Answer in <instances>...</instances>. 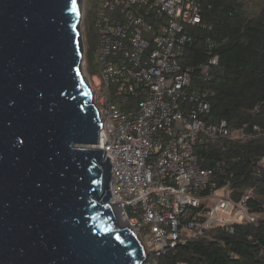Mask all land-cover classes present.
<instances>
[{"label": "water", "instance_id": "95a60500", "mask_svg": "<svg viewBox=\"0 0 264 264\" xmlns=\"http://www.w3.org/2000/svg\"><path fill=\"white\" fill-rule=\"evenodd\" d=\"M80 0H0V264H145L109 202Z\"/></svg>", "mask_w": 264, "mask_h": 264}, {"label": "built area", "instance_id": "2783aa9c", "mask_svg": "<svg viewBox=\"0 0 264 264\" xmlns=\"http://www.w3.org/2000/svg\"><path fill=\"white\" fill-rule=\"evenodd\" d=\"M98 5L100 76L94 87L89 83L101 129L93 146L109 157V202L144 243L145 264H166L160 257L208 229L256 222L260 213L247 205L254 187L232 198L197 152L205 143L220 147L260 133L256 126L230 130L225 120L205 119L208 91L194 83H205L219 62L214 42L204 43L211 53L207 60L182 64L185 48L194 42L188 28L202 23L198 2L98 0ZM258 165L264 167V157Z\"/></svg>", "mask_w": 264, "mask_h": 264}, {"label": "trees", "instance_id": "16d2710c", "mask_svg": "<svg viewBox=\"0 0 264 264\" xmlns=\"http://www.w3.org/2000/svg\"><path fill=\"white\" fill-rule=\"evenodd\" d=\"M92 1V0H90ZM87 1V2H90ZM202 23L188 32L194 42L185 48L184 66H195L211 55L204 46L214 42L219 62L209 69L205 83L210 112L207 121L225 120L230 130L259 127L256 138L205 143L197 148L204 164L215 169L218 184H227L232 198H239L252 186L249 210L260 213L254 222L214 227L202 235L178 244L160 257L166 264H264V0H196ZM98 4V0L93 1ZM85 64L88 74L95 60L96 34L87 6ZM250 131V130H249ZM263 136V137H262ZM219 161L220 163H214Z\"/></svg>", "mask_w": 264, "mask_h": 264}, {"label": "rangeland", "instance_id": "374dc122", "mask_svg": "<svg viewBox=\"0 0 264 264\" xmlns=\"http://www.w3.org/2000/svg\"><path fill=\"white\" fill-rule=\"evenodd\" d=\"M93 1L94 0H92L90 2H86V1L84 2V0H80L81 18H82V20H81V35H82V41H83V45H84L83 46L84 51H85V30L83 29V27H84L83 26V15H84L85 7L87 6L88 13L90 15V21L92 22L93 30L95 31L94 20L96 18V14H97V10H98L99 5L94 4ZM83 69H84V73L86 74L88 81L94 87L96 85L95 83L99 80V76H100V67H99V63L97 60V56H95V60L92 62L90 75L87 72L84 59H83Z\"/></svg>", "mask_w": 264, "mask_h": 264}, {"label": "snow or ice", "instance_id": "6c2138e0", "mask_svg": "<svg viewBox=\"0 0 264 264\" xmlns=\"http://www.w3.org/2000/svg\"><path fill=\"white\" fill-rule=\"evenodd\" d=\"M75 3H76V0H72V4H73V6L75 5Z\"/></svg>", "mask_w": 264, "mask_h": 264}]
</instances>
